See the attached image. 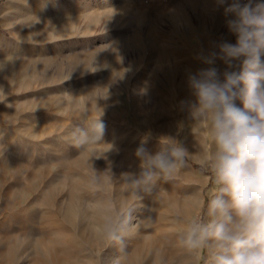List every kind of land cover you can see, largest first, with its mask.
<instances>
[{
  "label": "rangeland",
  "instance_id": "374dc122",
  "mask_svg": "<svg viewBox=\"0 0 264 264\" xmlns=\"http://www.w3.org/2000/svg\"><path fill=\"white\" fill-rule=\"evenodd\" d=\"M232 2L0 0V264H110L122 254L98 230L128 207L138 228L122 264H207L178 244L218 188L208 124L182 102L188 75L236 42ZM101 114L103 142L73 147L68 133ZM162 138L188 149L187 165L134 201L121 174Z\"/></svg>",
  "mask_w": 264,
  "mask_h": 264
},
{
  "label": "clouds",
  "instance_id": "9594fccd",
  "mask_svg": "<svg viewBox=\"0 0 264 264\" xmlns=\"http://www.w3.org/2000/svg\"><path fill=\"white\" fill-rule=\"evenodd\" d=\"M225 13L233 17L226 23L236 42L221 43L218 53L204 58L210 67L188 75L193 99L182 102L191 120L208 124L214 145L210 167L218 188L207 203V220L188 223L178 244L189 253L206 251L207 264H264V2L233 0ZM217 59L239 71L225 70L221 79L214 66ZM101 116L87 129L68 133L73 147L83 150L103 142L106 124ZM135 156L139 171L122 173L121 178L133 200L140 201L159 181L172 180L186 167L190 153L177 140L162 138L157 151L142 143ZM131 210L126 208L116 224L98 230L122 255L126 238L138 228ZM122 255L110 264H122Z\"/></svg>",
  "mask_w": 264,
  "mask_h": 264
}]
</instances>
